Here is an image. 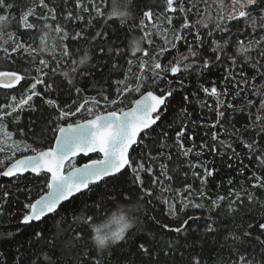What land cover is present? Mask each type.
<instances>
[{
  "label": "snow or ice",
  "instance_id": "snow-or-ice-1",
  "mask_svg": "<svg viewBox=\"0 0 264 264\" xmlns=\"http://www.w3.org/2000/svg\"><path fill=\"white\" fill-rule=\"evenodd\" d=\"M52 3L50 6L46 0H38L37 4L33 0L32 6L19 17L21 29L40 32L37 43L31 35L21 39L15 32L6 31L10 21L15 19L12 10L17 5L0 0V52L6 59L19 57L28 65L23 74L0 71V88L23 87L19 97L12 95L5 103H0V154L4 156L0 159V177L20 182L30 173L33 179L40 181L35 186L40 190L35 199L31 195L33 185L16 190L26 196L19 223L33 230L26 241L16 243L15 253L10 258L8 252L0 251V264H264V201L243 186L240 189L245 193L243 197L235 190H230L229 195H235L236 199L222 195L214 199L208 197L205 187L215 169L205 165H199L203 175L192 173L200 180L198 192L186 183L183 189H176L178 196L187 193L179 200V207L175 199L163 198L160 203L169 216L179 219L178 213L183 208H204L203 203L189 200L193 194L210 201L204 234L214 239L207 252L202 247L186 258L181 254L178 261L175 254L179 245L174 240L157 239L159 233L150 234L142 225L143 220L156 225L160 232L180 234L190 231L189 221L201 219L188 216L178 227H171L153 215L156 186L161 193L170 191L164 187V181L155 176L151 162L163 157L168 147V132L157 133L156 128L169 99L179 90L173 85L184 86V80L178 79L177 74L202 75L210 66L230 62L221 81L222 91L215 83L211 88L201 86V90L216 98V125L221 128L220 120L225 112L220 109L238 110L231 100L221 97L235 96L244 101L248 108L244 133L236 136L239 129L224 131L230 137L236 136L237 142L247 150L248 158L254 157L257 165L264 167V143H261L264 140V0H187V5L185 0H163L161 12H154L152 7L134 8V0H124L120 11L115 7L108 11V0H52ZM38 7L46 9V14L37 16ZM134 11L142 14L137 18ZM190 14L199 18L192 21ZM29 17L44 23L38 26L30 22ZM114 17L119 18L121 25L131 20L128 31L142 33L130 41L127 50L106 44L107 31L86 35L94 22L103 18L107 24ZM77 22L83 26L78 28ZM164 23L167 27L162 26ZM233 24L236 32L223 43L217 42L214 34L230 33ZM240 34L248 39L240 40ZM154 36L161 38L159 44ZM68 41L84 44L73 49ZM233 43L234 54H229L227 49ZM180 46L186 51L181 52ZM206 46L210 55L202 54ZM97 50L101 56L111 59L110 65L100 63L99 58L97 63L91 62L93 57L89 52L94 55ZM173 51L175 55L163 62L166 54ZM120 57H126L127 68L117 62ZM106 66L107 78L103 76ZM245 68H249L252 75ZM95 71L101 72L102 79H110L116 73H121L123 79L111 80L108 89L94 81L96 95L78 103L72 97L87 91L80 83L87 81ZM38 86L42 90H38ZM64 93L68 99L61 103L60 96ZM131 93L139 94V99L132 101L131 107H118ZM34 98L40 99L47 114H41L42 120H30L26 128L10 130V125L19 124V113L40 111L33 103ZM183 100L188 101L189 97L184 96ZM181 111L187 115V109ZM239 111H243V107ZM81 113L86 114L84 119L71 122ZM183 133L184 128H181L176 133L177 140ZM149 140L153 141L151 145L145 142ZM212 140L215 143L210 148L202 144L201 149L216 152L218 143L225 152L231 150L230 159L239 157L230 140L220 139L216 133ZM48 141L51 146L44 147ZM151 149L156 150L155 155ZM191 151L193 149H185L182 154L188 156ZM81 154H96L98 158L77 167L75 158ZM167 159L171 160V156ZM160 170L165 180L173 179L168 175L167 164L162 163ZM145 175L149 176L148 182ZM250 179L252 189L264 190V177L253 172ZM228 183L231 185L232 181ZM0 190V216H5L14 194L9 185H0ZM117 202L128 205L120 209L118 217H113L119 227L101 232L95 227L96 216ZM222 218L230 219L231 223L225 225ZM252 240L259 245V253L248 251L249 247L254 248ZM217 245L228 249L227 260L219 254L212 259V249Z\"/></svg>",
  "mask_w": 264,
  "mask_h": 264
},
{
  "label": "trees",
  "instance_id": "trees-1",
  "mask_svg": "<svg viewBox=\"0 0 264 264\" xmlns=\"http://www.w3.org/2000/svg\"><path fill=\"white\" fill-rule=\"evenodd\" d=\"M9 2H14L17 7L12 10V15L15 19L11 20L6 31L15 32L17 35L21 37V39H27L29 35L33 37L38 43V38L40 32L36 29L32 30H24L20 28L19 17L22 11L27 10L28 7L32 6L33 0H9ZM35 3L38 4V0H35ZM46 3H49L50 6H53L52 0H46ZM124 0H108L107 10L111 11L114 7L117 11L123 10ZM187 5V0H185ZM146 7H152L154 12L163 11V0H134V8L146 10ZM47 12L44 8H36V15L43 16ZM133 14L138 18L142 12L134 11ZM199 17L196 15H189V19L195 21ZM161 19H163L161 17ZM29 21L37 24L38 26L42 25L43 21H38L34 17H29ZM49 23H55L51 20ZM63 23V21H60ZM138 22V19L137 21ZM132 23L131 20L128 21L126 25H121L119 18H112L106 24L104 19L101 18L98 22H94V25L87 29L86 35L94 34L96 31H107L109 33L108 40L105 42L106 44H110L111 47L129 49L130 41L133 38H138L142 35L140 31H128V26ZM177 23V21H174ZM81 22H77V27H82ZM163 27H167V24L164 23ZM206 32V30H204ZM236 32V26L232 25V30L228 34L216 32L214 34V38L217 42L223 43L224 40L228 38L229 35ZM240 40H247L244 34H240L238 37ZM5 39L7 37L5 36ZM157 44L161 42V38L155 37ZM31 42V41H29ZM2 43V41H0ZM70 43L73 49L75 47H81L84 42H71ZM11 45V41L9 45ZM235 44L229 45L227 51L229 54H234ZM180 51L184 52L186 49L183 46H180ZM83 53L81 52V55ZM203 55H210L208 47L206 46L203 51ZM16 54H13L15 56ZM89 55L92 56V63L95 64L98 61L100 63H105L106 65L111 64V59L108 56H101L98 50L93 53L90 51ZM175 55V52H170L166 54L163 62H167L168 59ZM47 58V57H46ZM130 58V57H127ZM126 57L118 58L117 62L121 65H126ZM230 65V62L225 63H217L215 66H210V70H206L202 75H198L195 72H190L189 74H177L178 79L184 80L183 88H179L178 85L174 84L173 87L178 88L179 90L174 94L172 98L168 101V108L164 113L162 121L158 122L159 127L156 128V132H160L161 130L168 132V139L166 141L168 147L165 149V155L160 157L157 160L151 162V166L153 168V172L156 177H159L164 181V187L169 188L170 191H166L161 193L159 190V186H156V197L154 200L153 207L155 208V212L153 215L157 216V218L162 223H169L171 227H178L179 223L182 219H186L188 216L192 217H200L199 220L189 221L190 228L189 232L177 234L175 232L171 233H163L159 231V228L148 222L142 220L143 228L146 232L150 234H157V239L164 240H174L178 245L179 249L176 252V258L179 261L181 254L185 256V258L191 253L195 254L199 252L202 247L205 248V251L208 250V245H211L214 238H210L204 234V227L206 223V219L209 215L207 211L208 205L210 201L208 199L201 200L200 197L196 194L189 197V200L193 203H203L204 208H195V207H186L183 208L182 211L178 213L179 219L176 217L169 216L164 211V205L160 203V200L163 198H167L169 200L175 199L178 207L179 200L182 196L187 195V193H181L180 196L177 195L176 189H183L184 185L191 184L193 189H196L197 192L200 189V180L198 178L193 177V171L198 172L200 175H203V168L199 167V165H205L209 169H215V172L212 177H209L208 184L205 187V191L208 197L215 198L217 195H222L229 197V199H236L235 195H229L230 190L240 191L241 186H243L248 191H251L255 194V196L260 200L264 201V190L256 188L252 189L251 184L252 180L250 179L253 172H256L258 175L264 177V167H259L255 158L253 157L251 160L248 158V152L244 149L236 140V136H239L241 133H244V125L248 123L247 112L248 108L244 106V101L237 99L235 96L231 97H221L222 100H231L238 109L237 111H232L227 109L226 107L221 108V111L225 112V116L221 118L220 125H216L217 120V112H216V98L212 97L210 94H205L201 90V86L211 88L213 83L217 86L218 90L223 89L221 85V81L225 75V69ZM243 67V65H241ZM25 67H28L27 64L23 63L19 57L14 60H9L4 57V54L0 52V71H18L23 74V70ZM135 70V69H134ZM236 71V69H233ZM245 71L248 72L249 75H252V72L249 68H245ZM102 74L100 71H95L93 76L90 77L87 81H82L80 86L87 89L86 92L81 94L79 97L73 96V99H77V102H82L88 96H95L96 91L93 89V82L99 81L103 84L105 89L109 88V84L111 80L123 79L121 73L113 74L110 79H102ZM103 76L105 78L108 77V67L106 66L103 71ZM169 78L172 79L171 75ZM24 87H27L24 82H21ZM99 86V85H97ZM162 87L164 85H161ZM38 90H42L41 86H38ZM230 91L232 89L230 88ZM23 93V87L21 85H17L14 89H5L0 88V103H5L6 98L11 97L12 95L20 96ZM188 96L189 100L184 101L183 97ZM139 97V94L131 93L126 95L122 104L117 105L118 107H130L132 105V101L136 100ZM251 98V97H250ZM67 93H64L60 96V102L63 103L67 101ZM33 103L40 108L38 112H30L24 111L19 113L20 120L18 125H10V130H14L16 127H27L30 120H42V113L47 114L45 109L41 107V101L39 98H34ZM258 106V100H257ZM243 107V111H239L240 108ZM182 109H187V115L182 113ZM85 113L79 114L77 117H74L71 122H75V120H82L85 118ZM254 119V117H253ZM171 125V127H169ZM216 125V126H214ZM184 128V133L180 137L179 140L176 138V133ZM225 129L229 132L235 131V129H239L240 131L236 133V136H228L225 134ZM218 134L220 139L230 140L233 144V148L239 153L238 158H232L231 150H225L220 147L217 143V151L212 152L208 149H201L202 144H207L209 148L215 143L212 140L213 134ZM155 135V133H154ZM247 136V134H245ZM51 136V133H49ZM16 138H19L18 136ZM149 145L153 143V141H145ZM31 143V140H29ZM261 143H264V140H261ZM181 145L183 148H181ZM44 147L51 146V141L46 142ZM185 149H193V151L189 152L188 156H184L182 151ZM153 155L156 154L155 149H151ZM197 153H200L197 155ZM223 153V154H222ZM31 154V153H24ZM19 155V154H18ZM171 156V160L167 159V156ZM97 155H91L89 157H78L75 159V164L81 165L87 162L90 159H97ZM0 159H4L3 154H0ZM242 161V163H241ZM168 165V175L172 176L173 179L171 181L165 180L163 176L160 175V165L161 164ZM198 165L196 168H192L190 165ZM231 164L232 167H228ZM241 169H243V174H241ZM187 173V175H185ZM27 177L26 180L16 182L13 179H4L0 177V185H9L11 188L13 198L10 202V205L6 209L8 215L0 216V241H11V243L0 242V251H6L9 254V258L14 255L16 243L24 242L28 239L32 232V228L29 226L21 225L19 223L21 213L23 211V203L26 202V196L23 192L17 193V188L23 189L27 185H33L32 198L35 199L39 194V188L35 187L40 181L32 178L31 174L25 175ZM144 179L146 182L149 180V176L145 175ZM231 180L232 184L230 185L228 181ZM219 185V187H217ZM0 195H2V190H0ZM240 195L243 197L245 195L244 192L240 191ZM128 207L123 203L117 202L115 205H109L104 211L99 213L95 218V227H99L101 232L106 231L108 228L115 229L119 227L116 220L113 219L114 216H119L120 209ZM256 215H260V211L256 210ZM225 225L230 224L231 220L228 218H222ZM239 223V221H236ZM20 229L17 232V229ZM198 230V231H197ZM7 233H15L14 236H7ZM94 234V233H93ZM254 235H258V233H254ZM264 238V237H262ZM223 239V237H221ZM205 241L208 242L205 245ZM251 244L254 246L249 247L248 251L259 253L260 248L259 245L256 244L255 240L251 241ZM219 254L223 259L227 260L229 258L228 249L225 247L221 249L219 245L216 248L212 249V259H216V255Z\"/></svg>",
  "mask_w": 264,
  "mask_h": 264
},
{
  "label": "water",
  "instance_id": "water-1",
  "mask_svg": "<svg viewBox=\"0 0 264 264\" xmlns=\"http://www.w3.org/2000/svg\"><path fill=\"white\" fill-rule=\"evenodd\" d=\"M137 99H139V97H138ZM131 106H132V105H131ZM131 106H130V107H131ZM91 155H96V154H89L88 156H84V155L81 154V155L77 156L76 158H78V157H85V158H86V157H89V156H91ZM76 158H75V159H76ZM88 161H89V160H88ZM88 161H87V162H88ZM87 162H85V163H87ZM83 164H84V163H83ZM81 165H82V164H81ZM79 166H80V165H77V167H79ZM27 174H30V173H26L25 175H27ZM3 178H4V179H11V178H6V177H3Z\"/></svg>",
  "mask_w": 264,
  "mask_h": 264
}]
</instances>
